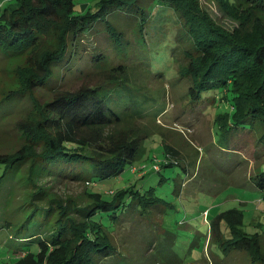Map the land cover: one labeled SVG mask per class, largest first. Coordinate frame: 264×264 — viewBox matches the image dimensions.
<instances>
[{"label":"trees","instance_id":"1","mask_svg":"<svg viewBox=\"0 0 264 264\" xmlns=\"http://www.w3.org/2000/svg\"><path fill=\"white\" fill-rule=\"evenodd\" d=\"M146 1L167 5L180 18L183 37L194 51H187L189 64L179 72L190 80V101L200 103L207 94L218 95L232 107L220 115L219 130L225 134L240 128L259 131L260 141L264 142V0H219L237 23L231 32L218 26L199 0H89L80 11H76L79 0H17L14 5L0 8V51L21 62L20 85L15 92L30 97L33 108L16 124L24 145L14 154L0 153V185L7 177L12 179L27 161L29 172L37 177L70 175L97 184L121 177L128 167L135 173L133 164L139 160L148 134L141 135L142 130L135 126L137 117L145 114L127 84L121 91L103 86L56 91L44 102L34 97V91L54 82L58 77L55 70L72 61L78 45L97 23H106L110 36L121 46L123 32L110 23L111 14L133 15L142 31L150 16L143 3ZM110 71L123 82L127 66L118 65ZM12 106L7 104L4 109L11 111ZM127 122L133 127L122 128ZM164 147L169 156L178 155L171 146ZM254 182L264 193L263 165ZM43 194L36 193L31 203ZM90 197V203L74 210V214H70L69 206H59L61 211L53 221L49 238L20 235L34 219L35 207L26 218V227L18 229L15 242L20 244L10 245L16 246L14 250L21 248L24 254L12 256L8 264L112 261L117 250L110 242L107 223L114 224L131 211L144 215L163 203L155 188L141 191L135 184L113 192L109 198L100 192H91ZM52 212V208L45 210L43 220ZM12 225L8 222L5 226ZM244 225L242 209L217 214L209 222V243L216 245L223 256L247 251L254 263L264 264L258 235L244 230Z\"/></svg>","mask_w":264,"mask_h":264},{"label":"rangeland","instance_id":"2","mask_svg":"<svg viewBox=\"0 0 264 264\" xmlns=\"http://www.w3.org/2000/svg\"><path fill=\"white\" fill-rule=\"evenodd\" d=\"M79 1L76 11L89 3ZM16 2H8L3 8ZM199 2L218 26L230 32L236 28L237 23L219 0ZM143 3L150 16L142 31L140 21L133 15L111 14L110 23L123 32L122 45L112 39L106 23H97L78 45L72 61L55 70L58 77L54 82L34 91V97L44 102L56 91H75L84 86L121 91L127 84L134 94L133 100L142 103L141 111L145 114L137 117L135 126L142 130L141 135L148 134L140 158L133 164L137 170L133 173L128 167L121 177L97 184L70 175L37 177L38 174L29 172L27 161L12 179L7 177L0 185V264H8L12 256L24 254L21 248L14 250L16 246L10 245L17 243L18 229L26 227V218L35 207L38 209L34 219L20 235L44 238L53 230V221L61 211L59 206H69L70 214H74V210L90 203L91 192L109 198L131 184L141 191L155 188L163 203L144 215L131 211L120 214L114 224L107 223L108 236L117 254L103 264H261L254 263L247 251H232L223 256L216 245L209 243L212 218L239 208L245 214L244 230L258 235L264 255V193L254 182L260 167H264L260 132L240 128L225 134L219 130L220 115L232 107L219 100L218 95L207 94L200 103L190 101V80L182 78L179 72L189 64L187 51H194L183 37L180 18L167 5L157 1ZM20 63L0 51L1 154H14L24 145L16 124L33 108L30 97H20L15 92L20 85ZM118 65L127 66L123 82L110 71ZM7 104L13 105L11 111L4 109ZM128 127L133 126L128 122L122 125ZM164 144L174 148L178 155L169 156ZM165 163L170 167H162ZM155 166L160 171H155ZM40 191L45 194L31 203ZM40 208L44 212L40 213ZM49 208L53 212L45 221L43 216ZM75 216L79 217L76 213ZM8 222L13 223L12 227L5 226Z\"/></svg>","mask_w":264,"mask_h":264},{"label":"crops","instance_id":"3","mask_svg":"<svg viewBox=\"0 0 264 264\" xmlns=\"http://www.w3.org/2000/svg\"><path fill=\"white\" fill-rule=\"evenodd\" d=\"M11 1H14V0H0V3L2 4L1 8H3L6 3L11 2Z\"/></svg>","mask_w":264,"mask_h":264},{"label":"built area","instance_id":"4","mask_svg":"<svg viewBox=\"0 0 264 264\" xmlns=\"http://www.w3.org/2000/svg\"><path fill=\"white\" fill-rule=\"evenodd\" d=\"M1 7H2V4L0 3V8H1ZM144 168H145L144 166L141 167V169H144ZM154 169L157 170V167L155 166ZM136 170H137L136 168L133 169L134 172H135Z\"/></svg>","mask_w":264,"mask_h":264}]
</instances>
